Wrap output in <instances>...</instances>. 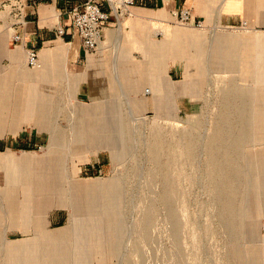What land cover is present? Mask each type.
I'll return each instance as SVG.
<instances>
[{
  "label": "rangeland",
  "instance_id": "1",
  "mask_svg": "<svg viewBox=\"0 0 264 264\" xmlns=\"http://www.w3.org/2000/svg\"><path fill=\"white\" fill-rule=\"evenodd\" d=\"M204 26L199 30L206 47L214 32L233 29ZM240 26L241 31L246 29L247 21ZM172 28L158 26L156 39L169 38L170 31H164ZM61 47H66L69 56L72 44L60 45L58 50ZM118 52L116 44L113 59H118ZM121 53L130 56L125 48ZM142 54L139 50L137 56ZM112 68L114 74L105 67L115 92L94 90L84 100L77 98V88L84 80L80 68L72 69L69 79L65 66L58 67L62 75H52L53 68L43 61L39 69L25 63L17 69L18 75L12 73L8 84L12 89L39 90L49 105L15 124L13 112H8L5 123H37L48 132L26 125L24 133L38 135L36 145L30 150L0 152V264H13L9 252L20 253L19 264H28L24 253H37L31 256L33 264H54L56 257L51 253H59L52 250L57 245L66 246V264H264V92H257L261 94L257 98H248L245 90L237 94L234 86L244 85L234 76L208 71L172 82V102L165 100V107L157 109L164 95L156 94L155 107L145 110L140 102L144 92L138 96L131 91L129 96L130 81L123 68ZM164 74L160 72L158 79L164 81ZM142 87L144 91L150 85L145 82ZM179 97L185 108L178 107ZM100 110H104L102 126L89 124L76 130L79 123L97 121ZM109 122L118 127L105 129ZM98 139L104 141L103 149L87 153L85 161L71 155L74 148L100 145L95 143ZM108 141L113 144L107 145ZM176 152L183 153L176 156ZM96 161L105 165L94 175L95 181L67 187L71 179L66 173L71 178L85 163ZM39 163L45 165L41 180L59 189L56 195L64 199L51 206V213L58 208L52 216L63 212L65 221L67 207L68 225L46 229L32 221L26 229L20 225V232V226L12 223L10 208L19 215L25 210L22 186L27 184L32 198L36 195L34 181L39 176L33 171ZM83 172L89 176V170ZM13 192L19 196L15 204ZM71 197L79 217L74 222L67 199ZM63 215L56 219L61 221ZM91 228V235L84 233ZM48 233L50 237L45 236ZM30 235L32 240L12 241ZM74 236L86 240L80 243L87 247L83 254L69 252Z\"/></svg>",
  "mask_w": 264,
  "mask_h": 264
},
{
  "label": "crops",
  "instance_id": "2",
  "mask_svg": "<svg viewBox=\"0 0 264 264\" xmlns=\"http://www.w3.org/2000/svg\"><path fill=\"white\" fill-rule=\"evenodd\" d=\"M14 1L16 0H0L1 97L6 94L9 96L14 93H27V89H12L8 85L12 79V73L18 75L19 71L17 69L27 63V49H35L39 52L46 67L53 68L52 75L58 73L60 71L58 67L63 65L66 68V78L69 79L72 69L77 70L80 68L79 73L83 75L84 80L80 82L77 88V98L79 100H84L87 96H93L94 90L97 92L102 91V93L103 90L111 93L115 92L116 85L113 86L107 78L109 74L105 67L109 66V70L114 74L112 67L117 65L121 69L123 68V72L130 81V83H127L130 84V87L127 88L126 93H129L130 96L131 91H136V95L140 96L144 92L145 95L141 96L143 99L140 102L145 110L155 107L153 98L156 94L163 93L164 95L163 99L158 97L160 103L156 104L157 109L165 107L163 106L165 100H171L172 102L174 99L170 88L172 82L180 81L189 76H202L208 71L234 76L233 79L244 85V87L234 86L233 90L236 89L234 91L237 94H239L237 90H245L248 98H257L261 95L257 92H264V0H135L131 7V15L123 19L121 23H116L115 17H111L110 22L103 30L98 49L90 53L83 50L82 41L77 31L67 19L69 11L81 7L87 0H18L24 6V23L15 27L12 24V15L7 7H10V3ZM182 7L190 8L194 17L202 19L205 25L219 24L233 29L214 32L210 45L206 47L198 28L181 25L177 21L174 13ZM103 8L107 11L110 10L107 3H103ZM243 20L247 21V27L241 31L240 23ZM60 24L64 25L66 31L63 37L57 34V26ZM168 25L173 28L163 31L165 33L170 31V37L165 40L156 39L158 36L156 35L158 31L156 28L159 26V28L167 29ZM14 32L22 36V41L15 42L13 40ZM67 43L72 44V51L68 52L69 56H66V47H61L58 50L60 45L67 46ZM116 44L119 45L117 60L113 59L112 55L113 47ZM124 48L129 51V57L123 56L121 53ZM139 50L143 51L142 56H137ZM140 66L143 67L142 70H140ZM139 71L143 72L142 76L135 77L138 76ZM162 71L165 73L164 81L158 79ZM59 74L62 75L60 72ZM92 81H95L94 85ZM145 82L150 87H145L142 91ZM6 84L8 86H5ZM146 89H149V92H146ZM57 93L58 91L55 92V96ZM247 97L244 98L247 99ZM108 99L106 98V100ZM178 103H176L178 107L185 108L180 97ZM104 110L98 111L99 116H95L97 121L79 123L76 130L78 127H86L89 124L102 126L100 116ZM7 124V122L5 123V117L0 118V152L16 148L30 150L33 145H36L34 142L37 141L38 135L24 133V126L26 125L36 127L40 132L47 131V129L40 130L37 123L35 125L20 123L19 125H12L13 127L10 126V123ZM103 127L109 130L118 126L107 124ZM28 141L31 143L28 144ZM95 143L100 145L83 150L77 148L79 151L74 148L75 153L71 155L75 154L81 158L80 161H85L86 158L84 157L87 153L92 152L94 149L102 150L103 145L101 144H105L104 141L99 139ZM106 144L113 143L108 141ZM104 165L101 161L85 163L84 167L81 166L79 171H76L71 178L66 173V177L71 179L68 184L66 183L67 187L74 185L76 182L88 184L95 181L96 177L94 175L101 171ZM83 169L90 171L89 174L86 173V175H89L88 177L81 175L84 173ZM52 189L48 194L53 195L54 198L48 196L47 202L51 206L62 204L64 199L56 195L60 192L59 189L56 190L54 186ZM55 199L60 200L61 203L54 204L52 201ZM66 204H68L67 199ZM54 210L50 217L51 227L53 229L67 227L69 220L67 207L65 221H63L64 213L60 211H57L53 218ZM58 214L63 215L61 221L56 219ZM54 224H58V226H54ZM19 228L21 232V226ZM70 231L71 229L66 230V238L67 233ZM32 238L31 235L17 240H12L9 237L12 241L32 240ZM68 239L69 237L66 239V245L69 244Z\"/></svg>",
  "mask_w": 264,
  "mask_h": 264
},
{
  "label": "bare ground",
  "instance_id": "3",
  "mask_svg": "<svg viewBox=\"0 0 264 264\" xmlns=\"http://www.w3.org/2000/svg\"><path fill=\"white\" fill-rule=\"evenodd\" d=\"M26 92L27 93H23V94H20V93L19 94H16L15 93L13 95L10 94L9 96L6 94L5 96L0 97V118H3V117L6 118V115H7L8 112H11V113L13 112V114H14L13 121H15L14 122V124H15L16 122H23V121L27 120L30 115L39 112L38 109L39 110H45V109H47V107L49 105V102H48V100H42L43 94L42 93L40 94L39 90L29 89ZM10 109H12L13 111H11ZM24 114H26V115L24 116ZM109 125H110V123H109ZM177 147H175V148L176 149H179ZM183 152H181V154ZM176 153H177L176 156H179L178 155L179 152H176ZM184 153H188V150H185ZM37 168L38 169H36V170L33 171V173H35V175L39 176V178L38 179H35V181H34V185H35L34 194H36V195L33 196V198L31 197L30 191H27L28 190V187H27V184H26L25 186H22V190L21 191L18 189L22 193V195H20V198H23L26 201L25 210L22 211V212H20V215H19V213L16 211V209L13 210L12 208H10V212H11L10 218L12 219V223H14L16 225H22V227L24 229H26V227L29 225L28 222H32V221L34 223H36V224H42V226L45 225V228L46 229L51 228V219H50V217H51V208H50L51 204L49 205L48 202L46 204H43V203H44V201H47V197L48 196L52 197V199L54 198L53 195L48 194V192H51V189H52L53 185L51 183H46V182H43L41 180V177L44 174V173H42V172H44V169L43 168H45L44 163H39L37 165ZM14 188L16 189V188H19V187L14 185ZM19 191L17 193H19ZM45 192H47V196H45ZM12 196H13L12 201L15 204L16 201L19 199V198H17L19 196L18 195H15V192L12 193ZM73 197H75V196H73ZM67 199H69V205H68V207L70 209V215L72 217L71 219L74 222V220H77V218H79V217H77L78 215H76L77 210L75 209V200L72 197L71 198H67ZM52 202L54 204L61 203V201L58 200V199H55ZM20 222H24V223L19 224ZM55 233H57V232L55 231ZM55 233H54V235H55ZM84 233H88V235H91L93 233V229L92 228L91 229H88V230L84 231ZM45 236H49V233H48V235H45ZM81 236H82V234H81ZM84 241H86V240H84L83 238L74 236L73 237L72 244H71L70 248L68 249L69 252L70 253L72 252L74 254H75V252H77L79 254L80 253L83 254L84 251L86 252L87 247L80 245V243L81 242H84ZM108 244H109V247H110V243H108ZM114 248H115V246H114ZM52 250L59 252V253H51V254H54V256L56 257V261H54V264H66V253H65L66 252V246L64 247L62 245H57V246L53 247ZM9 254H8V257L10 258L11 263H13V264H19V261H20L19 260V258H20L19 257V254L20 253H12V252H9ZM36 254L37 253H24V255L27 256V259L26 260H27V263L28 264H33V258L31 256H35ZM41 254H44V253H41ZM75 262H77L76 264H82L81 261L80 262L79 261H75Z\"/></svg>",
  "mask_w": 264,
  "mask_h": 264
},
{
  "label": "built area",
  "instance_id": "4",
  "mask_svg": "<svg viewBox=\"0 0 264 264\" xmlns=\"http://www.w3.org/2000/svg\"><path fill=\"white\" fill-rule=\"evenodd\" d=\"M135 0H87L81 7H77L68 12L67 19L75 28L79 35L83 50L90 53L98 49L103 30L114 16L116 23H121L123 19L131 15V7ZM103 3H107L110 10L103 8ZM9 13L12 15L13 26L22 25L24 23V6L20 1L16 0L10 3ZM177 21L181 25L191 26L198 29H203L204 22L201 19H196L188 7H182L174 13ZM16 31V30H15ZM64 25L57 26V34L60 37L65 35ZM161 33V31H159ZM13 40L15 42L22 41V36L14 32ZM26 62L30 68L41 67L39 52L35 49H27ZM149 92V89H146Z\"/></svg>",
  "mask_w": 264,
  "mask_h": 264
}]
</instances>
